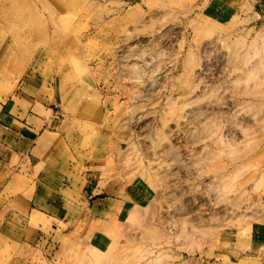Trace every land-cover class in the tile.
Returning a JSON list of instances; mask_svg holds the SVG:
<instances>
[{"label": "rangeland", "instance_id": "obj_1", "mask_svg": "<svg viewBox=\"0 0 264 264\" xmlns=\"http://www.w3.org/2000/svg\"><path fill=\"white\" fill-rule=\"evenodd\" d=\"M260 22L254 0H0V100L51 137L43 179L0 163V264L263 262ZM38 181L70 224L33 225Z\"/></svg>", "mask_w": 264, "mask_h": 264}, {"label": "crops", "instance_id": "obj_2", "mask_svg": "<svg viewBox=\"0 0 264 264\" xmlns=\"http://www.w3.org/2000/svg\"><path fill=\"white\" fill-rule=\"evenodd\" d=\"M254 5H255V13L257 15V20L261 21L260 23H262V28H264V0H254ZM9 106L10 103L6 104L3 100H0V120L2 117H4L6 122L4 124H0V126H2L5 130L9 131V133L3 135V139L4 141L12 140L11 145L9 144L4 145L3 148L4 153L0 154V163L7 164V166L8 165L11 166L15 162H19L18 164L25 163L26 164L25 167L30 170L31 172L30 174L31 176L34 177V179L37 178L38 180L41 178L43 179L41 173H44L43 165L44 163L47 162L46 160L47 158L44 154V150H42L44 144L42 143L43 144L42 145L40 143L41 142L48 143L49 141H51V137L46 135V131H48L46 130V128L49 127L47 118L38 116L36 115V113L34 114L33 108H30L25 111L19 107H14L15 108V109L13 108L14 113H12L8 111ZM11 120L14 123L13 126L8 124ZM0 131L3 132V129H1ZM38 182L39 184L36 185L35 194L31 199L32 204H31L30 212L31 215L35 216L34 217L35 219H32L33 225L36 226L39 224V221L48 220L52 222L53 227L57 226L58 227L57 230H59V226L70 224L69 219L65 217L67 216L66 215L67 208L63 206H61V208H57L54 205V203H52V198H48L45 200V202H42V204L37 205L38 195L39 193L42 194V192L40 191L44 188H47L46 184L42 183L41 181ZM104 185L108 186L109 189L112 188L114 189V184H112L111 181L103 182L102 180L98 182V184H95L96 189L93 190L97 191L98 188L104 187ZM107 199L108 198H103V199L97 198L96 201L94 202L96 204L93 208V211L102 212L105 209L103 208V201ZM3 207L0 208V213L4 210ZM4 220H7L6 217L4 218ZM4 220H1V223H3ZM40 227L42 226L40 225ZM41 239L47 241L48 246L46 251L48 252L47 253L48 255L46 256V258L44 256H38V255L32 257L34 258L40 257L39 260L41 259V263H43L42 258H45L46 260L52 262V260L56 259V256L58 255V253H56V248L54 249L55 245L53 246V243L55 242V236L52 235L47 236L45 233H43ZM63 240L64 237L61 241ZM261 261L257 260V264H264V258H263V262Z\"/></svg>", "mask_w": 264, "mask_h": 264}]
</instances>
